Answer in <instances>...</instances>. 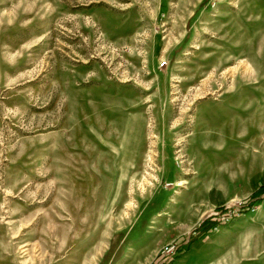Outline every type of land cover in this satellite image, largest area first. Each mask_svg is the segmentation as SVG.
<instances>
[{"label":"rangeland","instance_id":"1","mask_svg":"<svg viewBox=\"0 0 264 264\" xmlns=\"http://www.w3.org/2000/svg\"><path fill=\"white\" fill-rule=\"evenodd\" d=\"M0 264H264V0H0Z\"/></svg>","mask_w":264,"mask_h":264},{"label":"trees","instance_id":"2","mask_svg":"<svg viewBox=\"0 0 264 264\" xmlns=\"http://www.w3.org/2000/svg\"><path fill=\"white\" fill-rule=\"evenodd\" d=\"M252 198L254 200H252ZM259 201H260L259 198H255V196H252L249 199H247L244 202H242L240 205L235 206V207H237L239 212L243 211V210L246 211V210H250L252 207H254L253 205L258 203ZM221 222L222 221H220V220H216V219H213V218H207V219H205L204 221H202L200 223V225L196 229L195 235L198 237V236L204 234L205 232L209 231L216 224H219Z\"/></svg>","mask_w":264,"mask_h":264},{"label":"built area","instance_id":"3","mask_svg":"<svg viewBox=\"0 0 264 264\" xmlns=\"http://www.w3.org/2000/svg\"><path fill=\"white\" fill-rule=\"evenodd\" d=\"M172 250H173V246H171V245L165 246L163 248V253H165L167 255V254H170L172 252Z\"/></svg>","mask_w":264,"mask_h":264}]
</instances>
